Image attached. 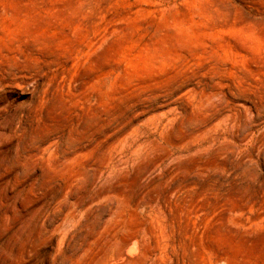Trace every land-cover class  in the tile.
Instances as JSON below:
<instances>
[{
	"label": "rangeland",
	"instance_id": "obj_1",
	"mask_svg": "<svg viewBox=\"0 0 264 264\" xmlns=\"http://www.w3.org/2000/svg\"><path fill=\"white\" fill-rule=\"evenodd\" d=\"M175 185L154 264H264V0H0V264Z\"/></svg>",
	"mask_w": 264,
	"mask_h": 264
},
{
	"label": "bare ground",
	"instance_id": "obj_2",
	"mask_svg": "<svg viewBox=\"0 0 264 264\" xmlns=\"http://www.w3.org/2000/svg\"><path fill=\"white\" fill-rule=\"evenodd\" d=\"M176 189L175 185V187L171 188L168 195L164 193L165 197L162 201L155 200L156 195L155 199L145 207V213L141 221H138L135 226L129 227L128 221L131 218L127 219L125 213L115 211L114 216L111 218L112 225L110 229L112 232L110 233V238L107 240L105 237L107 241H104V239L100 243L99 238L91 239L92 237H90L91 241L89 242L88 240L83 245L84 247L82 246L81 253L72 264H154L158 258L166 254L168 249L170 233L167 230V222L169 220L170 206L173 202L171 197ZM159 199L161 200L162 198ZM139 203L141 204V202ZM137 209H130L128 212L132 215V213L139 212ZM83 235L86 236L85 234ZM120 235L122 236L119 237Z\"/></svg>",
	"mask_w": 264,
	"mask_h": 264
}]
</instances>
